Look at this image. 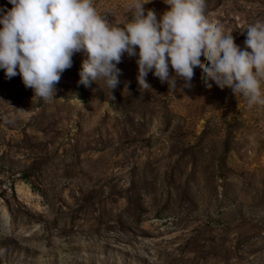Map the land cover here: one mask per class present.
I'll list each match as a JSON object with an SVG mask.
<instances>
[{
	"label": "rangeland",
	"instance_id": "374dc122",
	"mask_svg": "<svg viewBox=\"0 0 264 264\" xmlns=\"http://www.w3.org/2000/svg\"><path fill=\"white\" fill-rule=\"evenodd\" d=\"M93 3L110 23L134 13ZM205 3L242 49L264 21V0ZM144 8L159 19L168 5ZM84 59L49 100L0 69V264H264V106L209 89L199 68L174 90L150 72L141 91L126 53L113 100L78 83Z\"/></svg>",
	"mask_w": 264,
	"mask_h": 264
},
{
	"label": "clouds",
	"instance_id": "9594fccd",
	"mask_svg": "<svg viewBox=\"0 0 264 264\" xmlns=\"http://www.w3.org/2000/svg\"><path fill=\"white\" fill-rule=\"evenodd\" d=\"M8 2L12 8L0 10V69L9 79L19 75L34 96L53 99L62 74L73 66V55L82 53L86 59L78 83L88 87L103 81L114 100L122 74L117 65L126 53L137 57L141 91L150 89V72L174 90L178 78L187 86L199 68L209 89L214 82L241 95L250 108L264 106V21L242 32V49L231 31L209 19L205 0H164L168 10L159 19L144 8L151 0H134L133 16L123 25L110 23L93 0Z\"/></svg>",
	"mask_w": 264,
	"mask_h": 264
},
{
	"label": "bare ground",
	"instance_id": "6f19581e",
	"mask_svg": "<svg viewBox=\"0 0 264 264\" xmlns=\"http://www.w3.org/2000/svg\"><path fill=\"white\" fill-rule=\"evenodd\" d=\"M22 190H23V191H22ZM22 190H21V192H22L23 194H25V195H29L30 192H29L28 187H25V188H23Z\"/></svg>",
	"mask_w": 264,
	"mask_h": 264
}]
</instances>
